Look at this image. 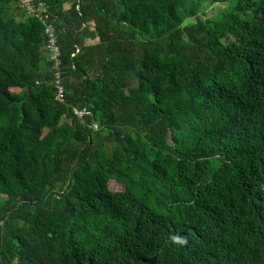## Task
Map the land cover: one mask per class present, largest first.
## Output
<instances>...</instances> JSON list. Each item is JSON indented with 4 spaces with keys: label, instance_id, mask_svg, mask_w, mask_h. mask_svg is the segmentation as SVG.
Here are the masks:
<instances>
[{
    "label": "trees",
    "instance_id": "16d2710c",
    "mask_svg": "<svg viewBox=\"0 0 264 264\" xmlns=\"http://www.w3.org/2000/svg\"><path fill=\"white\" fill-rule=\"evenodd\" d=\"M39 1L58 70L0 0V264H264V0Z\"/></svg>",
    "mask_w": 264,
    "mask_h": 264
},
{
    "label": "built area",
    "instance_id": "2783aa9c",
    "mask_svg": "<svg viewBox=\"0 0 264 264\" xmlns=\"http://www.w3.org/2000/svg\"><path fill=\"white\" fill-rule=\"evenodd\" d=\"M20 4L22 5L27 15L38 19L43 24L44 34L47 38V49L50 53L51 59L55 61V68L58 70V67L60 66L59 57L61 55V51L58 45V36L55 26L56 19L50 14L49 7L45 3L40 2L39 0H20ZM78 52L79 50H77V53ZM75 55L76 53L72 56L74 57ZM61 77V73L57 71L55 73V85L57 88L56 100L63 103L65 102L66 91L62 83ZM74 114L78 118L82 119L85 115L89 114V112L86 109L79 110L75 108ZM90 129L98 130V123L93 122L90 125Z\"/></svg>",
    "mask_w": 264,
    "mask_h": 264
},
{
    "label": "rangeland",
    "instance_id": "374dc122",
    "mask_svg": "<svg viewBox=\"0 0 264 264\" xmlns=\"http://www.w3.org/2000/svg\"><path fill=\"white\" fill-rule=\"evenodd\" d=\"M223 8L221 4H215L207 8V18H211L215 15L216 12L220 11ZM111 188L120 189V184L116 181L111 183Z\"/></svg>",
    "mask_w": 264,
    "mask_h": 264
}]
</instances>
